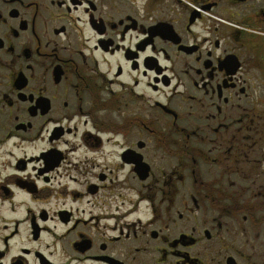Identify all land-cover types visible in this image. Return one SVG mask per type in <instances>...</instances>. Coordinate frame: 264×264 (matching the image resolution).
Masks as SVG:
<instances>
[{"label": "flooded vegetation", "instance_id": "af4514ba", "mask_svg": "<svg viewBox=\"0 0 264 264\" xmlns=\"http://www.w3.org/2000/svg\"><path fill=\"white\" fill-rule=\"evenodd\" d=\"M0 264H264V0H0Z\"/></svg>", "mask_w": 264, "mask_h": 264}]
</instances>
